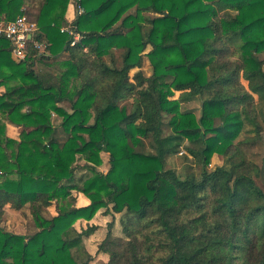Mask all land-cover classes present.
Segmentation results:
<instances>
[{"label": "trees", "instance_id": "16d2710c", "mask_svg": "<svg viewBox=\"0 0 264 264\" xmlns=\"http://www.w3.org/2000/svg\"><path fill=\"white\" fill-rule=\"evenodd\" d=\"M75 1L69 24L71 0H0V20L32 7L38 26L20 61L0 37V220L28 204L38 227L0 223V264H90L74 251L96 228L74 224L102 209L128 237L109 223L108 264H264V149L261 165L245 150L264 147V0ZM193 99L200 117L182 110ZM182 149L184 173L167 164ZM214 154L226 163L210 171Z\"/></svg>", "mask_w": 264, "mask_h": 264}, {"label": "rangeland", "instance_id": "374dc122", "mask_svg": "<svg viewBox=\"0 0 264 264\" xmlns=\"http://www.w3.org/2000/svg\"><path fill=\"white\" fill-rule=\"evenodd\" d=\"M70 4L73 5L75 8V11L78 10V3L75 0H71ZM134 10H131V13H133ZM31 20L34 21V17H36V9L35 8H30L28 10V13L26 14ZM39 51L41 53L46 52V49L44 46L41 45L39 48ZM67 57V55H63L59 57V60H63ZM117 60H120V53L116 54ZM38 69L41 70H46L50 71L52 70L51 67H46L42 63H39L37 65ZM143 73L147 76H150L152 73V68L150 66L149 61L147 60L146 57H143V66L141 68ZM134 73V72H132ZM179 97V93H176L175 99ZM125 104H129V101L126 102H121L120 105L123 106ZM68 105H65L67 107ZM182 110L183 111H192L195 113L198 117L201 116V105L198 100L193 99L191 101H186L183 102L182 104ZM61 119L55 115L53 117V122L55 126H58L60 124ZM166 121V119H165ZM6 126H7V135L11 138L14 139H19V136L21 132L24 130L23 127L18 126L17 124L12 123L11 121H6ZM167 132H170V129L167 127L166 128ZM248 128H246L241 137L247 135ZM59 138L63 141L66 138V134L63 133L62 129H59ZM238 139V140H239ZM263 145L262 144H257L254 147H246V153L249 157V159L253 160L257 164L261 165L263 161ZM183 150V149H182ZM184 150L181 151L180 154L177 155H172L168 158V167H173L179 170L180 173H184L185 170H187L189 167L193 165L191 161H188L185 158ZM102 161L103 164L98 167V170L101 172L106 173L109 168V154L107 153H102ZM225 158L221 154H214L212 159H211V164L209 165L208 169L210 171L214 170L216 167L224 165ZM84 161L81 162L83 164ZM263 189L264 186L260 184ZM75 195L79 196L77 192ZM88 200L85 199L83 196L79 198L78 205H84L87 204ZM55 209L54 206L50 207L49 209L44 210V216L47 218H51L55 214ZM123 217L122 214H116L112 212L111 210H106L102 209L100 210L96 216L90 220L87 221L85 219L78 220L74 226L76 230L79 232H84L86 231L90 226L95 227V231L90 235V236H85L83 237L82 241V246L78 250H75L74 253L78 257H82L83 259L86 258L85 253H88L89 255L92 256V260L90 261V264H108L110 260L109 254H104V253H99L98 249L100 244L106 239L108 233H109V223H114V227L111 229V234L113 237L121 239L122 241L126 242L128 240L127 235L123 231V226L121 224V220ZM1 226L5 228L6 231L11 232L13 234L17 235H24V236H30L35 234L38 231V227L34 221V218L32 217L29 206L26 204L22 209L20 210H15L11 206H6L4 215L2 216L0 220Z\"/></svg>", "mask_w": 264, "mask_h": 264}, {"label": "built area", "instance_id": "2783aa9c", "mask_svg": "<svg viewBox=\"0 0 264 264\" xmlns=\"http://www.w3.org/2000/svg\"><path fill=\"white\" fill-rule=\"evenodd\" d=\"M83 10L78 7V14ZM69 27L63 28V31H69ZM38 32L37 24L31 20L26 14L18 16L15 20H0V37L6 38L11 42V49L15 60L20 61L26 57L27 45L34 35ZM73 33V32H72ZM74 46L81 38L78 34H74ZM40 48V44H36Z\"/></svg>", "mask_w": 264, "mask_h": 264}, {"label": "crops", "instance_id": "0c3cea01", "mask_svg": "<svg viewBox=\"0 0 264 264\" xmlns=\"http://www.w3.org/2000/svg\"><path fill=\"white\" fill-rule=\"evenodd\" d=\"M77 15H78V10L75 11V8L73 7V5L70 4L69 7H68L67 15H66V18H67L69 24H72L74 22V20L76 19ZM4 91H5V89L3 87L0 88V94L4 93Z\"/></svg>", "mask_w": 264, "mask_h": 264}]
</instances>
